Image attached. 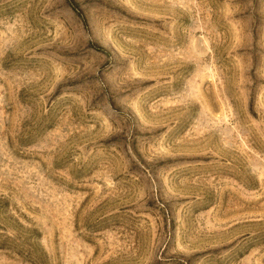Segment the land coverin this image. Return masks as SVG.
I'll return each instance as SVG.
<instances>
[{
	"label": "rangeland",
	"instance_id": "1",
	"mask_svg": "<svg viewBox=\"0 0 264 264\" xmlns=\"http://www.w3.org/2000/svg\"><path fill=\"white\" fill-rule=\"evenodd\" d=\"M74 1L0 0V264H264V0Z\"/></svg>",
	"mask_w": 264,
	"mask_h": 264
},
{
	"label": "trees",
	"instance_id": "2",
	"mask_svg": "<svg viewBox=\"0 0 264 264\" xmlns=\"http://www.w3.org/2000/svg\"><path fill=\"white\" fill-rule=\"evenodd\" d=\"M69 7L71 8L72 11L76 12V13H80L78 8H77V3L74 0H66ZM82 21L84 22V18L82 16ZM85 23V22H84Z\"/></svg>",
	"mask_w": 264,
	"mask_h": 264
}]
</instances>
